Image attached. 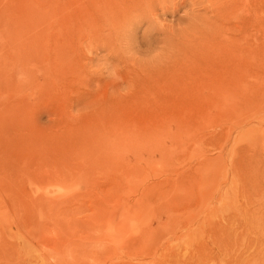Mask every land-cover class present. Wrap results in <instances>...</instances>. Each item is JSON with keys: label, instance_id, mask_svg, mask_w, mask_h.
<instances>
[{"label": "rangeland", "instance_id": "obj_1", "mask_svg": "<svg viewBox=\"0 0 264 264\" xmlns=\"http://www.w3.org/2000/svg\"><path fill=\"white\" fill-rule=\"evenodd\" d=\"M212 2L0 0V264H264V0Z\"/></svg>", "mask_w": 264, "mask_h": 264}, {"label": "clouds", "instance_id": "obj_2", "mask_svg": "<svg viewBox=\"0 0 264 264\" xmlns=\"http://www.w3.org/2000/svg\"><path fill=\"white\" fill-rule=\"evenodd\" d=\"M159 27V25H157ZM121 51L119 55H122L126 63L132 65L136 62V58L138 57L141 62L154 65L156 63V52L159 50L160 45L156 48H150L146 55L139 56L136 55L134 52L129 50V47L125 40L121 39L120 41ZM81 48L83 50V54L87 55L88 57H92L94 53V49L96 48L95 43L90 41H84L81 43ZM86 63V76L88 80L92 76H107L112 81V87L109 88V95L114 100H119L127 97L132 93L134 90V84L125 81L124 77L120 74L121 67L119 65H113L108 56L102 57L97 63ZM18 79H23L22 77H18ZM86 80L85 83L88 81ZM97 90H99L100 85H96ZM88 111V106L84 107L83 109L77 111H71L72 116L80 117L84 113Z\"/></svg>", "mask_w": 264, "mask_h": 264}, {"label": "bare ground", "instance_id": "obj_3", "mask_svg": "<svg viewBox=\"0 0 264 264\" xmlns=\"http://www.w3.org/2000/svg\"><path fill=\"white\" fill-rule=\"evenodd\" d=\"M211 2H212V0H211ZM213 3V2H212ZM215 3V2H214ZM211 4V3H210ZM234 6H236V5H234Z\"/></svg>", "mask_w": 264, "mask_h": 264}]
</instances>
